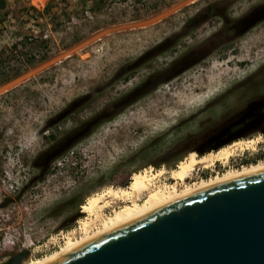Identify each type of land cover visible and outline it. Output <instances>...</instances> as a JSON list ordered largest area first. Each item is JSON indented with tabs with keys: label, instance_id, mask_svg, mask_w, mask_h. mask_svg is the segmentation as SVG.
Wrapping results in <instances>:
<instances>
[{
	"label": "rangeland",
	"instance_id": "obj_1",
	"mask_svg": "<svg viewBox=\"0 0 264 264\" xmlns=\"http://www.w3.org/2000/svg\"><path fill=\"white\" fill-rule=\"evenodd\" d=\"M262 5L0 0V261L80 237L88 199L135 172L165 168L152 185L174 184L187 146L260 140L235 168L264 145V15L241 31ZM106 200L101 221L129 204Z\"/></svg>",
	"mask_w": 264,
	"mask_h": 264
},
{
	"label": "water",
	"instance_id": "obj_2",
	"mask_svg": "<svg viewBox=\"0 0 264 264\" xmlns=\"http://www.w3.org/2000/svg\"><path fill=\"white\" fill-rule=\"evenodd\" d=\"M43 264H264V167L172 200Z\"/></svg>",
	"mask_w": 264,
	"mask_h": 264
},
{
	"label": "bare ground",
	"instance_id": "obj_3",
	"mask_svg": "<svg viewBox=\"0 0 264 264\" xmlns=\"http://www.w3.org/2000/svg\"><path fill=\"white\" fill-rule=\"evenodd\" d=\"M258 141L260 140L236 141L222 147L218 151H212L204 156H198L196 152L190 153L189 156L179 162L177 167L167 171L169 178L174 181V184L172 185L166 183L159 187L152 185L153 180L156 177H159L166 172L167 169L165 170V168L153 171L151 166L143 171L135 172L132 175L131 183L128 187H109L104 192L95 194L88 199V201L83 205V212L88 214L90 218L82 223L80 237L72 236L71 233H67L64 236L65 243L57 250L50 254L36 257L25 264H43L67 249L73 248L100 233L126 223L172 200L181 198L206 186L217 183L225 178L238 176L264 167L263 159L256 163L244 165L239 168H226L223 173H216L207 179L203 178L197 183L186 185L184 187L182 186L183 188L179 189V184H185L186 180L192 176L193 171L198 165L210 168L215 162H220L227 166L228 160L235 155L236 150L254 147L253 145ZM142 193L144 194V197L147 196L144 200L139 199ZM107 197L128 200L129 204H127L123 210L117 211L114 216L101 221V209L106 203L108 204L107 200V202L103 200ZM95 224L100 226L91 231L90 227Z\"/></svg>",
	"mask_w": 264,
	"mask_h": 264
},
{
	"label": "flooded vegetation",
	"instance_id": "obj_4",
	"mask_svg": "<svg viewBox=\"0 0 264 264\" xmlns=\"http://www.w3.org/2000/svg\"><path fill=\"white\" fill-rule=\"evenodd\" d=\"M261 15H264V5H262L261 7L259 6V9H255L250 15H249V17L246 19V20H255V18H257V16H261ZM259 21H262V19H260ZM256 24H254V26H255ZM252 131H253V127L251 128V129H249V131H247V132H245L246 134V136H249V135H251V133H252ZM241 138H243V136H236V137H233V138H230L229 140L228 139H225V140H221V141H219V142H216V141H213V142H208V141H206V142H200V143H197V145L195 146L194 144H192L191 146H187L185 149H183L182 151H184V150H187L186 152H188L187 154H188V156L190 155V153H192V152H196L197 151V155L198 156H204V155H206V154H208V153H210V152H212V151H218L219 149H221L222 148V145H224L225 143H227L228 141H234V142H236V140H238V141H240V139ZM210 140V139H209ZM241 140H251V139H241ZM234 142H232V143H234ZM207 143H209V145H206ZM216 145H218V147L217 148H215V149H211L212 147H214V146H216ZM227 145H229V144H227ZM221 146V147H220ZM224 147V146H223ZM191 148H193V150H190L189 151V149H191ZM196 150V151H195ZM181 151V152H182ZM192 151V152H191ZM181 154V153H180ZM179 155H177V156H175V157H178ZM187 157V156H186ZM185 157V158H186ZM184 158V159H185ZM259 159H261V160H263L264 159V145H258V147H257V150L254 152V153H252L251 151H247V153L246 154H244L243 156H240V157H238V159H236L235 157L231 160V164L232 165H237V167L236 168H239L240 166H243L244 164H242V163H245L246 165H248V164H250L251 162H253V160L254 161H257L258 162V160ZM260 160V161H261ZM181 161V160H180ZM254 163H256V162H254ZM179 164V163H178ZM177 164V165H178ZM242 164V165H241ZM176 165V164H175ZM177 165H176V167H177ZM217 168L215 169V165H213L212 167H210V168H205V166H203V165H198L197 167H196V171H195V173H196V175H194V176H191L190 178H189V180L190 181H187L186 183H188V184H194V183H196L197 181H199L200 180V177L199 176H202V175H207V174H209V176H206V177H201V179H203V178H208V177H210V176H212V175H214V174H216V173H222L226 168H230L228 165H227V167H225V165L224 164H222V163H220V162H217ZM240 165V166H239ZM198 169H200V171L197 173V170ZM220 170H222V171H220ZM212 172H214V173H212ZM194 177H197V178H194ZM199 177V178H198ZM168 178H169V176H168ZM191 178H194V179H191ZM170 179V178H169ZM199 179V180H198ZM172 180V179H171ZM194 180H196V181H194ZM193 182V183H190V182ZM172 183H174V181L172 180ZM170 185V184H169ZM181 185V184H180ZM15 255H18V262H19V264H22L24 261H23V259L28 255V251L27 250H19L18 252H15V253H13V254H11L10 256H8V257H6V258H4L3 260H1L0 261V264H14L13 263V259H14V257H15Z\"/></svg>",
	"mask_w": 264,
	"mask_h": 264
}]
</instances>
